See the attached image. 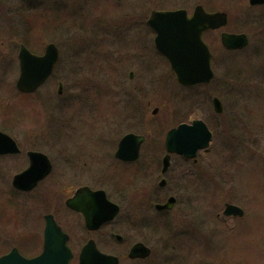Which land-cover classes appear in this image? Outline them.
I'll list each match as a JSON object with an SVG mask.
<instances>
[{
    "label": "rangeland",
    "instance_id": "obj_1",
    "mask_svg": "<svg viewBox=\"0 0 264 264\" xmlns=\"http://www.w3.org/2000/svg\"><path fill=\"white\" fill-rule=\"evenodd\" d=\"M82 1L0 0V128L17 139L58 138L81 146L100 138V141L106 139L101 145L107 147L109 141L118 142L130 131L147 134L160 146L159 166L165 153L163 143L167 131L189 119L202 118L213 132L210 147L199 153L196 164L174 155L169 172L162 176L168 180L167 187L154 188V201L163 202L170 195L178 199L171 212H157L153 205L147 208L143 202L137 203V207L131 206L130 195L122 183L126 200H116L122 212L115 225L124 224L116 225V231L128 240L140 238L153 248L152 261L125 260L122 264H264V9L256 13L236 8L238 11L230 14L224 30L246 33L248 46L243 50L225 51L220 31L213 32L206 38L214 54L213 81L184 87L171 76L165 59L151 50L154 33L145 24L152 9L173 8L170 6L179 0H135L140 2L143 17V48L137 52L151 57L152 74L156 77L153 79L145 77L152 66L130 64L134 58V41L130 42L128 36L121 41L112 36L116 33L109 30L112 27L104 22L106 18L91 12V6L82 9ZM127 1L131 2L111 0L109 19L112 22L118 19L121 23L132 17V14L126 17ZM191 1H194L192 5L200 3L210 9L231 2ZM75 32H78L79 46L76 42L72 46L75 50L80 47L76 57L81 63L70 60L75 51H68V60L63 52V63L56 68L54 77L29 96L20 93L16 87L19 45L25 43L32 49H41L48 43H70L76 37ZM106 36H110V41L101 40ZM132 69L133 79L129 77ZM88 72L110 76L86 80L83 75ZM60 75L61 96L58 93ZM213 97L223 103L220 116L214 111ZM91 108L106 117L91 120L88 115ZM155 108L158 112L153 114ZM9 114L13 118L6 124ZM124 115L139 118L137 122L127 119L124 125ZM62 121L66 125L60 126ZM43 147L53 159L54 146ZM145 147H152L151 142ZM146 153L144 162L149 165ZM132 168L135 165H126L121 170L122 182V177L125 183L131 175L128 170ZM186 170L193 171V177L187 174L182 180L180 172ZM12 177L13 173L0 178L3 194L0 202H13ZM52 177H56L55 169ZM159 181V177L155 178V185ZM51 183L47 179L43 185ZM113 185L111 193L116 196L120 190ZM226 202L241 206L244 216L226 218L223 215ZM147 218L150 224L145 229L139 222ZM22 221V214L16 218L11 208L0 205V238L12 232L16 222L15 231L22 234ZM16 241L23 252L34 250V242L28 238Z\"/></svg>",
    "mask_w": 264,
    "mask_h": 264
},
{
    "label": "flooded vegetation",
    "instance_id": "obj_2",
    "mask_svg": "<svg viewBox=\"0 0 264 264\" xmlns=\"http://www.w3.org/2000/svg\"><path fill=\"white\" fill-rule=\"evenodd\" d=\"M84 1V2H83ZM82 3H80V6L82 9H85L86 7L91 6V12L93 11L94 14H99L101 17H105L106 20L104 22L107 23L108 26H111L112 28L108 27L109 30H112L113 33H116L115 35H112L114 37H118L121 41L122 39H125L126 36L130 37L131 41L133 42V50H135L133 56V60H130V64L134 66L143 65L146 63L148 66H152L148 71L150 73H146V78H156L155 75H153L152 71L153 63L150 56L146 55L145 57L141 56L140 54V48L142 45V13L140 9V2L138 3L135 0H129L131 2L125 3L124 6L127 9L126 17L128 15L132 14L131 18L124 19L121 21L118 19H114L115 22H112L109 18H111L110 14V4L111 0H83ZM93 1V2H92ZM122 0H117L118 3H121ZM194 1L191 0H179L177 1L176 5H172L170 9L167 8H156L152 9L150 13L153 10H186L187 15L191 17L194 14L195 9L198 6H203L208 11H221L225 12L230 19V14L232 15L236 8L239 9L242 12H259L264 9V3L259 4H252L250 0H231L229 5H221L214 7V8H208L203 4L196 3L195 5H192L191 3ZM139 4V5H138ZM149 13V15H150ZM149 15H147V18L145 20V24H147V20ZM264 16V15H262ZM104 19V18H103ZM230 21V20H229ZM229 24V22H228ZM228 24L225 26L227 27ZM128 25V26H127ZM105 27V26H104ZM218 29L217 31H220V36L222 32H230V33H238V32H232L224 30V28ZM148 28L154 33L153 37V48L151 46V50L155 53H158L161 57H163L166 61V63L169 66L170 65L168 60L158 52L155 46V32L148 26ZM128 29V30H127ZM140 30V32H139ZM131 34V35H130ZM74 35L76 36L74 38V41L70 43H64V42H58L56 45L58 50V60L56 62L55 68L53 73L50 75L48 80H50L55 75L56 68L59 67L58 65L63 63V52H65V59L68 57L67 53L69 50L75 51V56L70 59L71 61H78L77 53L78 50H75V46H72V43L78 44V32H75ZM110 36H106L101 38L102 41H110ZM77 40V41H76ZM93 41V40H92ZM94 44H91V47ZM47 46V45H46ZM46 46H42L41 49L36 48H30L31 52L36 55H42L44 54L46 50ZM71 47V48H70ZM93 50L95 49L94 46L92 47ZM137 50H140L137 52ZM228 51H235V50H228ZM98 53V52H97ZM154 54V53H153ZM100 55V54H99ZM158 55V56H159ZM130 57V56H129ZM65 63V61H64ZM81 63V62H79ZM89 65V64H88ZM95 64H90V66L94 67ZM101 65V64H100ZM98 65V66H100ZM102 66V65H101ZM92 67V69H93ZM91 72V70H88ZM86 73L83 76L86 80L95 79V78H105L107 79V74H96V73ZM99 72H102L99 70ZM170 74L173 76L176 80V76L170 69ZM135 71L132 69L129 73V77L131 79L134 78ZM141 75V73H140ZM74 76V75H72ZM112 76H114L112 74ZM47 80V81H48ZM62 75H60L59 84L61 83ZM46 81V82H47ZM62 84V83H61ZM62 90L59 93V96L63 95V85ZM36 92V91H35ZM34 92V93H35ZM33 94V93H30ZM27 93L26 96L30 95ZM141 107V103H140ZM137 110V109H136ZM158 112V111H157ZM223 113V112H222ZM222 113H216V115H221ZM153 114H156L153 112ZM88 115L90 116V119H97L96 121H100L103 119L105 114L102 112L94 111L93 108L90 109L88 112ZM125 116V115H124ZM135 116V114H134ZM13 118L12 115H8L6 119L9 120V122H6V124L11 123L10 119ZM139 117H133L130 115H126L124 117L123 124H127V119L129 122L136 121ZM132 119H134L132 121ZM193 119H189L187 123H191ZM66 125L63 121L61 122L60 126ZM0 131L10 135L12 139L16 142L18 151L14 152H0V178H6L9 177L10 174L13 173L10 193L12 192L14 194L13 202H0V205L4 208H11L12 211H14L16 218L18 216L20 217V214L23 215V221H22V227H24V231L22 234L17 233L15 230L18 227L17 222L16 224L12 226L14 229L9 231V233H6V235H2V238H0V257L4 256L8 253H10L14 248H17L18 251L26 256V257H35L38 256L40 253L43 252L45 241H46V232H54V234L58 237V234L67 235L68 237V245L72 250L73 258L70 262V264H79V257L82 253V250L84 247L91 243L95 247H97L98 250H100L103 253L114 255L118 258V264H122L123 261L129 260V261H136V262H147L152 261V255H153V248L149 246L146 242L142 241V239H136L135 241L128 240L124 235L118 233L116 231V225L118 227L121 226L116 224V222H119V217L122 212V206L119 202L116 200H126L125 198V190L121 186L122 183L125 185L126 190L128 194L130 195L131 206H136L137 203L141 204L142 202L147 205V208L150 207V205L154 206V209L157 212H171L177 202L178 199L176 198V202L174 205V208L172 210H159L157 208L158 204L165 203L170 197H173L174 195H170L167 197V199L163 202H158L157 199L154 201L155 197V187L158 186L159 189H165L168 185V180H166L165 177H162L166 175L171 166H172V157L173 154L170 156V165L168 167L167 172L163 173V167L164 162L163 159L165 155L167 154L166 146H165V139H164V155L162 157L161 163L157 164V156H158V150L160 146L158 147V143L156 144L155 140L149 139V136L146 134L136 133L133 131L127 132V133H135L139 135H144L145 140L142 144H140V150H139V156L135 160H123L116 156V152L119 147V142H110L109 145L102 146L101 143H103L106 139H101L103 141H100V138L92 139L91 142L87 143L86 146H81L76 143H64L58 138L52 139V138H38V139H17L14 138L9 132L6 130H3L0 128ZM126 133V134H127ZM2 140V139H1ZM6 141V139H4ZM151 142V146L149 149L145 147L147 142ZM50 144L54 146V158L51 159V157L46 153V150L43 146ZM110 147V148H109ZM4 149V148H2ZM134 149V145L130 148V150ZM144 151H147L146 155L147 158H150V162L148 165V162H144ZM31 152H40L45 154L48 159L50 160L51 164V172L48 176H46L44 179L40 180L35 186H33L30 189H20L13 184V178L25 170L32 167V164H37L39 166H43L42 160L34 159L33 156L30 154ZM187 162H192L196 164L197 162H194L191 159L184 158ZM35 161V162H33ZM110 161H113L110 163ZM126 165H135V168H132L128 170L131 175L127 177L124 183V179L122 177L123 182L121 181L120 172L123 170ZM112 166V167H111ZM114 168V169H113ZM56 170V177H52V173ZM113 169V170H110ZM160 170V173H159ZM153 171V172H151ZM152 173V174H151ZM193 171L186 170L181 171V179L183 180L185 177H188L187 174H190L189 176L193 177ZM113 174V175H111ZM156 177H153L155 176ZM160 178V181L158 185H155V178ZM112 178L114 181H112ZM50 179L51 185L44 187L43 183L45 180ZM118 180V181H116ZM121 181V182H120ZM115 183V187L119 188L120 194L114 196L111 193V188ZM81 188H90L91 190H100L104 191L107 198L111 200L112 202L119 205L120 210L119 213L113 218V219H107L105 216L108 215L109 209L107 206L104 207V209H101V211L94 210V207L97 205L99 207L102 206V202L100 200H97L96 198L91 200L88 197H80L78 198V191ZM1 184H0V197L3 195L1 192ZM75 200L74 204L76 206H86L88 209H91V216H90V226L87 224V220L85 215L77 210L74 206L70 205L68 202ZM135 200V201H134ZM157 201V202H156ZM149 220L147 218L144 220H141L139 222L140 225L144 226L145 229L148 228ZM2 224V223H1ZM10 224L11 223H7ZM150 224V223H149ZM3 225V224H2ZM16 227V228H15ZM20 227V226H19ZM21 228V227H20ZM144 229V231H145ZM61 232V233H60ZM17 233V234H15ZM29 239L34 242V250H30V253L23 252L24 250L21 248V244L16 243L17 239ZM137 242H143L146 246H148L151 250V254L146 258H131L129 256V253L132 249V247ZM14 243V244H11ZM112 243H116V246H113L112 248L110 245ZM17 246H16V245Z\"/></svg>",
    "mask_w": 264,
    "mask_h": 264
},
{
    "label": "water",
    "instance_id": "obj_3",
    "mask_svg": "<svg viewBox=\"0 0 264 264\" xmlns=\"http://www.w3.org/2000/svg\"><path fill=\"white\" fill-rule=\"evenodd\" d=\"M252 4L264 3V0H250ZM228 23L225 12H208L203 6H198L194 14L189 17L186 10L153 11L148 19V24L157 35L155 43L157 49L166 56L170 66L177 76L179 83L185 86L199 83H209L214 78L211 67L212 53L208 44L203 39V34L211 29H218ZM248 36L244 33H222V44L227 49H242L248 45ZM20 74L16 82L17 89L21 92H33L39 88L48 76L58 60V50L55 44L50 43L44 55L38 56L30 52L24 44L19 50ZM61 91V87L59 89ZM215 111L223 110L218 97L213 98ZM155 109L154 112H156ZM2 139V140H1ZM6 139V141L4 140ZM212 132L201 119H195L191 124L181 123L170 129L166 135V148L168 154L164 158V172L169 166L171 153L181 154L188 158H195L200 149H206L210 145ZM143 136L135 134L125 135L120 143L116 156L124 160H135L139 155L140 144ZM134 145V149L130 148ZM4 148V149H2ZM18 151L16 142L6 133L0 131V152ZM34 159L42 160L43 166L32 164V167L17 174L13 184L20 189H30L51 172V164L48 157L40 152L30 153ZM35 162V161H33ZM88 197L97 199L102 206H95L94 210L101 211L105 206L109 212L105 218L113 219L119 212V206L106 197L104 191H92L89 188H81L78 198ZM75 200L68 203L77 210L82 211L90 226L91 209L86 206H76ZM175 199L171 197L166 204L157 205L158 209H172ZM224 214L228 216H243L244 210L235 205L226 203ZM61 233V232H60ZM67 235L54 232H46L44 251L36 257L26 258L14 248L10 253L0 257V264H70L72 251L68 246ZM150 249L143 243H137L130 251V257H147ZM80 264H118V258L113 255L100 252L93 244H87L80 254Z\"/></svg>",
    "mask_w": 264,
    "mask_h": 264
},
{
    "label": "trees",
    "instance_id": "obj_4",
    "mask_svg": "<svg viewBox=\"0 0 264 264\" xmlns=\"http://www.w3.org/2000/svg\"><path fill=\"white\" fill-rule=\"evenodd\" d=\"M210 34H212V32H210V33H207L206 37H209V35H210ZM210 43H212V42H210Z\"/></svg>",
    "mask_w": 264,
    "mask_h": 264
}]
</instances>
